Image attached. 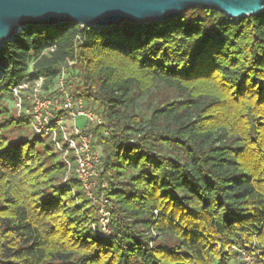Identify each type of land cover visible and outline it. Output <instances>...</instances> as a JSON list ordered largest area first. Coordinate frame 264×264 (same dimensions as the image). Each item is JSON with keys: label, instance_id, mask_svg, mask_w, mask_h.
Wrapping results in <instances>:
<instances>
[{"label": "trees", "instance_id": "1", "mask_svg": "<svg viewBox=\"0 0 264 264\" xmlns=\"http://www.w3.org/2000/svg\"><path fill=\"white\" fill-rule=\"evenodd\" d=\"M62 66L104 121L83 132L101 157L90 192L107 201V235L75 174L62 183L50 140L3 101L26 74L49 89ZM151 88L148 120L125 111ZM248 247L264 264V10L29 26L0 47V264H236Z\"/></svg>", "mask_w": 264, "mask_h": 264}, {"label": "water", "instance_id": "2", "mask_svg": "<svg viewBox=\"0 0 264 264\" xmlns=\"http://www.w3.org/2000/svg\"><path fill=\"white\" fill-rule=\"evenodd\" d=\"M192 8L213 9L237 23L262 12L264 0H0V47L29 26L101 30L169 21Z\"/></svg>", "mask_w": 264, "mask_h": 264}, {"label": "built area", "instance_id": "3", "mask_svg": "<svg viewBox=\"0 0 264 264\" xmlns=\"http://www.w3.org/2000/svg\"><path fill=\"white\" fill-rule=\"evenodd\" d=\"M52 50L53 47L48 49ZM74 63L75 61L69 65ZM66 68H60L49 89L44 88V76L26 74L17 85L10 88L13 108L17 117H28L34 134L50 140L54 151L64 163V181L69 175L75 174L91 203L100 204L98 211L102 216L99 230L106 232L109 216L106 210L107 201L104 198L95 200L90 192L94 179L99 175L100 153L93 147L92 136L76 125V119L83 118L87 127L102 126L104 121L98 113L86 108L81 99L72 98L66 83ZM103 135L107 136L108 132L104 131Z\"/></svg>", "mask_w": 264, "mask_h": 264}, {"label": "rangeland", "instance_id": "4", "mask_svg": "<svg viewBox=\"0 0 264 264\" xmlns=\"http://www.w3.org/2000/svg\"><path fill=\"white\" fill-rule=\"evenodd\" d=\"M158 94L156 92V90L154 88L149 89L147 92L143 93L140 96H137L134 100H132L131 103H129L126 108L125 111L127 113L130 114H139L141 115L142 119L148 120L151 114V111L153 110V108L155 107L156 104V100ZM3 101L9 105L10 108H13V103L11 101H9V98H7V96H5L3 98ZM14 109V108H13ZM76 125L80 128H83L85 125V120L83 118H77L76 119ZM65 176V175H64ZM71 175H69L70 177ZM64 182V177L62 178V183ZM96 204V203H94ZM98 204V210L101 208L100 204L97 202ZM98 223H100V219L102 214L98 211ZM101 232V231H100ZM105 233L104 235H107L108 232H103ZM237 251V256H236V260L238 261L236 264H256L255 262V258L256 256H254L252 253V248L248 247L247 249H236Z\"/></svg>", "mask_w": 264, "mask_h": 264}]
</instances>
